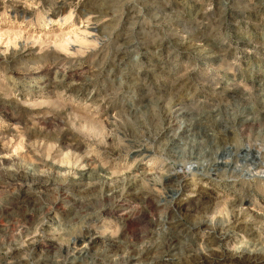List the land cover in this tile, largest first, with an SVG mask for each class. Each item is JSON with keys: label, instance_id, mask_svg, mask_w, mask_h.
Returning a JSON list of instances; mask_svg holds the SVG:
<instances>
[{"label": "rangeland", "instance_id": "rangeland-1", "mask_svg": "<svg viewBox=\"0 0 264 264\" xmlns=\"http://www.w3.org/2000/svg\"><path fill=\"white\" fill-rule=\"evenodd\" d=\"M263 39L264 0H0V264H74L93 217L82 264H264Z\"/></svg>", "mask_w": 264, "mask_h": 264}, {"label": "bare ground", "instance_id": "bare-ground-1", "mask_svg": "<svg viewBox=\"0 0 264 264\" xmlns=\"http://www.w3.org/2000/svg\"><path fill=\"white\" fill-rule=\"evenodd\" d=\"M264 40V39H263ZM206 49V48H205ZM181 115H183V113H181ZM180 115V116H181ZM178 116V115H177ZM176 118V117H175ZM191 128V127H190ZM180 131H181V133H180V135H184L187 131H188V128L186 127V126H183L181 129H180ZM212 139H213V137H212ZM215 139V138H214ZM173 140V139H172ZM211 142H212V140H211ZM220 142V141H219ZM233 145V144H232ZM249 146V145H248ZM227 148V147H226ZM230 148V147H229ZM263 148V147H262ZM239 149L240 148H237L236 150H235V153H238L239 152ZM144 151V150H143ZM180 151H182V150H180ZM261 151V148L259 147V148H256V152L257 153H261L260 152ZM192 154V153H191ZM181 156V155H180ZM195 156V155H194ZM199 155L198 154H196V158L197 159H199V157H198ZM261 156V155H260ZM185 157V156H184ZM263 158V157H262ZM262 158H260V160H259V167H257L255 164L256 163H254V164H252V166L250 167V171L249 172H253V174H252V179L253 180H260V181H262V183H264V175H263V177H261L260 176V174L262 175V174H264V160H261ZM203 162H205L204 160H199V161H197L196 162V164L195 165H197V167H199V168H203L204 170H206V173H208L209 172V170H211V167H213L214 165H213V163L211 164V163H208V162H206L205 164H203ZM195 163V162H194ZM229 164V163H228ZM168 169L166 170V172H165V174H164V176H168V178L170 179V182H171V185L170 186H172V188L174 189V191L176 192V193H178V191L180 190L181 191V189H180V179L182 178L181 176L179 177V176H177V174H176V170H175V167L173 166V165H171L170 167H167ZM260 168V169H259ZM226 171V170H225ZM230 171V174L232 173V171H233V168H232V170H229ZM24 172V171H23ZM23 172H22V175H23ZM25 173V172H24ZM28 173V172H27ZM72 173V172H71ZM151 172H146L145 174L146 175H148V174H150ZM154 173V172H153ZM84 175V174H83ZM144 175V174H143ZM159 176V175H158ZM26 177V176H25ZM107 177V176H106ZM106 177H105V179H106ZM149 177H150V175H149ZM163 177V176H162ZM231 177V176H230ZM28 179H29V177H28ZM27 179V180H28ZM30 179H32V177H30ZM37 179V178H36ZM155 179H156V177H155ZM154 179V180H155ZM250 179H251V177H250ZM21 180H22V177H21ZM32 180H34V179H32ZM107 180V179H106ZM160 180V179H159ZM31 181V180H30ZM148 181V180H147ZM149 181H151L150 179H149ZM158 181V180H157ZM24 182H25V179H24ZM23 182V183H24ZM34 182V181H33ZM259 182V181H258ZM29 184H30V182H28ZM255 183H257V182H255ZM158 184V183H157ZM156 184V185H157ZM160 184V183H159ZM183 185V184H182ZM261 185V184H260ZM185 186V185H184ZM109 189V188H108ZM172 189V190H173ZM263 189V188H262ZM184 190V189H183ZM113 192V191H112ZM182 195V194H181ZM180 195V196H181ZM193 197V196H192ZM244 200V199H243ZM185 202V201H184ZM236 202V201H235ZM235 202H234V204H235ZM55 203V202H54ZM191 203H192V210H194V211H197V212H202L203 214L207 211V207L205 206L206 204H204L203 205V200H201V199H199V198H194L192 201H191ZM238 204H240V203H243L242 202V199H241V201H239V202H237ZM53 204V203H52ZM188 207H190V206H188ZM173 208V207H172ZM229 208V207H228ZM174 210V209H173ZM191 210V209H190ZM175 211V210H174ZM209 211V210H208ZM193 212V211H192ZM211 212V211H210ZM209 212V213H210ZM33 213V212H32ZM196 213V212H195ZM197 214V213H196ZM97 216V215H96ZM180 216V215H179ZM47 217V216H46ZM195 217V216H194ZM163 218V217H162ZM162 218H160L159 220H158V222L159 223H157V224H160V225H162V226H164V225H166V226H168V224H169V220L166 218V217H164L163 219ZM202 218V217H201ZM207 218V217H206ZM92 219H94V217L93 218H91L90 220H89V222L90 221H92ZM95 220V219H94ZM207 220V219H206ZM43 221V222H42ZM41 222H42V224L41 225H45V224H47V223H45V221L44 220H42ZM97 221V220H96ZM203 221V220H202ZM89 222L87 223L88 225H86V227L84 228V231L81 233V234H79L77 237H76V240L77 241H80V242H85V245H83V246H80V247H78V246H74L72 249H71V247L70 246H65V249H66V251L68 252V251H73L72 253V255H75L74 257H73V261L75 262V258H77V260H76V262L74 263L73 261H71V260H69L70 262H73L74 264H82V259L80 258V257H82V258H84L85 257V255H86V250H87V248H89V246H88V244H86V242H88V241H90V239H92V237H91V233H90V228H89ZM93 222V221H92ZM196 223H198V224H200V223H202L201 222V220L200 221H198V222H196ZM197 224V225H198ZM209 231L212 233V237H214V239L216 240V242H218L219 240H222V239H224V238H227V236H228V231L226 232L225 230H224V228H223V225H217L216 223H214V224H212V220L210 221V223H209ZM166 229H169V227H166ZM208 231V232H209ZM168 232V231H167ZM166 234V233H165ZM150 236V237H149ZM148 236V238H149V240H150V242H149V244L148 245H146V246H142L143 248H134L133 247V249H128L127 251H123L122 253H120V254H116V257L114 258V261H115V263H117V264H140V262H142V260H144L145 258H148V257H150V255H148L151 251H153V253L155 254V256H152V260L153 261H155V260H157L158 258H160L161 256V254L162 253H164L165 254V252H167V251H169L171 248L173 249V243H174V239H173V236H171V234H167V235H163V237H161L162 238V241H158V239H155L154 238V240H151V239H153V237H155L154 236V234H150ZM132 237V236H131ZM145 239V238H144ZM135 241V240H134ZM131 243V242H130ZM129 243V244H130ZM128 244V243H127ZM144 245V244H143ZM253 245V244H252ZM60 246V245H59ZM109 246V245H108ZM132 246H134V245H132ZM139 246V245H138ZM106 247V246H105ZM136 247V246H135ZM140 247H141V245H140ZM175 247V246H174ZM120 248V247H119ZM61 249V248H60ZM64 249V250H65ZM107 249V248H106ZM118 249V248H117ZM188 250V249H187ZM252 250V249H251ZM65 251V252H66ZM254 251V250H253ZM99 252V251H98ZM189 252V251H188ZM222 252V251H221ZM107 253V252H106ZM161 253V254H160ZM191 253H192V251H191ZM241 253V252H240ZM244 253V252H243ZM248 253H249V250H248ZM254 253V252H253ZM257 253H259V252H257ZM99 254V253H98ZM211 254V253H210ZM67 255H69V252H68V254ZM102 255V254H101ZM209 255V254H208ZM215 255H216V253H215ZM217 255H218V253H217ZM237 255V254H236ZM103 256V255H102ZM192 256H195V258H193L194 260L190 263V264H213V262H214V260H215V258H219V257H214V254H211V256L209 257V256H206V254L204 255V254H198V255H192ZM226 256V255H225ZM235 256V255H234ZM239 256V255H238ZM254 256V255H253ZM188 257V256H187ZM222 257V256H221ZM229 257V256H228ZM249 257V256H248ZM256 257V256H255ZM262 257H263V254H262ZM261 257V258H262ZM68 258V257H67ZM65 259V260H67L68 261V259ZM72 258V257H71ZM64 259V258H63ZM188 259V258H187ZM190 259V258H189ZM252 259H254V258H252ZM257 259V258H256ZM151 260V261H152ZM249 260V259H248ZM251 260V259H250ZM64 261V260H63ZM257 261V260H256ZM165 261H163V263H164ZM187 262V261H186ZM258 262V261H257ZM9 263V262H8ZM67 263V262H66ZM156 263V262H155ZM185 263V262H184ZM13 264V263H12ZM65 264V263H64ZM187 264V263H186Z\"/></svg>", "mask_w": 264, "mask_h": 264}]
</instances>
